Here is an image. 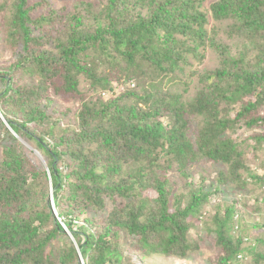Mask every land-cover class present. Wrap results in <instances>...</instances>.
Returning <instances> with one entry per match:
<instances>
[{
	"label": "trees",
	"instance_id": "obj_1",
	"mask_svg": "<svg viewBox=\"0 0 264 264\" xmlns=\"http://www.w3.org/2000/svg\"><path fill=\"white\" fill-rule=\"evenodd\" d=\"M72 1L0 2L11 51L0 111L19 135L0 116V264H134L125 235L147 255L185 257L197 223L215 235L214 264H240L255 247L232 234L238 201L208 222L204 208L220 185L250 181L264 194V160L248 164L264 153V0ZM210 18L228 22L236 54ZM208 51L215 68L204 66ZM177 79L182 91L166 87ZM57 100L72 122L52 112ZM202 160L225 166L219 186L202 175L176 190L170 172L189 178ZM254 257L264 264L263 250Z\"/></svg>",
	"mask_w": 264,
	"mask_h": 264
},
{
	"label": "rangeland",
	"instance_id": "obj_2",
	"mask_svg": "<svg viewBox=\"0 0 264 264\" xmlns=\"http://www.w3.org/2000/svg\"><path fill=\"white\" fill-rule=\"evenodd\" d=\"M2 0H0L1 2ZM52 3L54 7L65 6L71 7L74 3L72 0H48ZM200 1V0H199ZM212 0H204V6H208ZM216 26L218 29V39L231 47V53H237L238 49L241 48L240 40L237 37L231 38L228 31V22L215 21L210 18V23L208 27ZM11 51L8 49L6 43L0 39V63L5 62L10 56ZM219 64V59L213 51H208L206 59L204 61V66L208 68H215ZM189 72V70H188ZM188 80L189 77H186ZM166 87L173 91H182V86L179 84V80H166ZM196 86L193 84L190 91L184 95V98L191 99L195 95ZM70 105V104H69ZM65 104L62 100H57L54 106L53 113L60 117L63 124H67L73 121L74 111L73 109L68 112V108H72ZM78 105V103H77ZM193 129L198 127L197 120L193 121ZM26 145H28L26 143ZM29 146V147H28ZM27 147L31 150L32 147L28 145ZM33 159L36 164L43 163L45 160L43 156L41 157L35 151L33 152ZM249 165L252 168H259L262 161L264 160V153H255L250 156L248 154ZM46 162V161H45ZM224 165L214 164L208 160H202L196 168L190 167L188 170L190 172V177L187 178L184 175L181 176L177 171H172L169 174V178L172 184L175 185L176 190H188L189 189V179L195 177L198 180L202 175L205 177L206 184L208 188H215L216 184L219 186V172L224 169ZM262 170V169H261ZM214 199L209 205L204 208L205 222L210 220V215L213 214L217 209L226 206L227 204L238 201V211L234 217V229L232 234L235 236L241 234L244 240V246L253 249L246 257H238L240 264H257L254 259V252L260 250L264 251V244H255V240L258 236L264 234V194L263 192L255 187L250 181L244 188H238L235 183H230L229 185H220ZM112 203L109 202L107 209L104 212L97 214L99 217H103L110 210ZM264 238V237H263ZM190 241H195L198 244L196 249L188 252L185 257L178 256H165L161 254L147 255L139 243L129 235L123 237L122 246L123 253L125 256H132L134 264H214L217 257L220 254V248L216 245L215 235L210 233L206 227L205 223L195 224L193 230L189 234ZM242 255V253H241Z\"/></svg>",
	"mask_w": 264,
	"mask_h": 264
},
{
	"label": "water",
	"instance_id": "obj_3",
	"mask_svg": "<svg viewBox=\"0 0 264 264\" xmlns=\"http://www.w3.org/2000/svg\"><path fill=\"white\" fill-rule=\"evenodd\" d=\"M0 116L3 118L4 122L7 124L8 128L11 130V132H12L15 136L19 137V135L13 130V128L11 127V125L8 123L7 119L3 116V114L1 113V111H0ZM34 151H35L38 155H40V156L42 157V155L40 154L39 151H37V150H35V149H34ZM44 164L47 166V164H46L45 161H44ZM52 193H53V189H52ZM52 197H53V196H52ZM54 210H55L56 215H58V212H57L55 206H54ZM59 219L61 220V218H59ZM61 224H62V226H63L65 232L71 237V239H72L73 241H75L72 232L69 230V228L66 226V224H65L63 221H61ZM80 256H81V253H80ZM81 260L83 261L82 256H81ZM83 262H84V261H83Z\"/></svg>",
	"mask_w": 264,
	"mask_h": 264
}]
</instances>
